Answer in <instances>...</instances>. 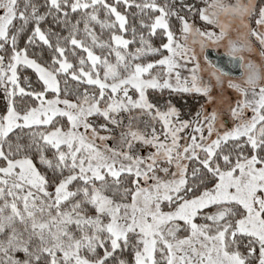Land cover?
Returning <instances> with one entry per match:
<instances>
[{"label": "snow or ice", "instance_id": "6c2138e0", "mask_svg": "<svg viewBox=\"0 0 264 264\" xmlns=\"http://www.w3.org/2000/svg\"><path fill=\"white\" fill-rule=\"evenodd\" d=\"M0 264H264V0H0Z\"/></svg>", "mask_w": 264, "mask_h": 264}, {"label": "water", "instance_id": "95a60500", "mask_svg": "<svg viewBox=\"0 0 264 264\" xmlns=\"http://www.w3.org/2000/svg\"><path fill=\"white\" fill-rule=\"evenodd\" d=\"M208 55L214 63H222V65L228 64V58H227V56L224 55V53H217L214 49H209ZM229 67H231L233 69V71L235 72V70H236L235 65H231Z\"/></svg>", "mask_w": 264, "mask_h": 264}, {"label": "rangeland", "instance_id": "374dc122", "mask_svg": "<svg viewBox=\"0 0 264 264\" xmlns=\"http://www.w3.org/2000/svg\"><path fill=\"white\" fill-rule=\"evenodd\" d=\"M210 49H214L217 53H224V49H216V48H210Z\"/></svg>", "mask_w": 264, "mask_h": 264}]
</instances>
